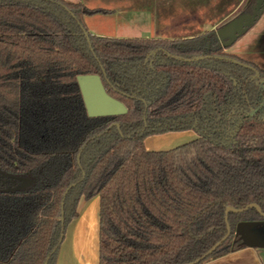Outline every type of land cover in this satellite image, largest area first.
Masks as SVG:
<instances>
[{"label": "trees", "instance_id": "1", "mask_svg": "<svg viewBox=\"0 0 264 264\" xmlns=\"http://www.w3.org/2000/svg\"><path fill=\"white\" fill-rule=\"evenodd\" d=\"M252 0L244 12H252ZM66 0H0V264H56L82 199L99 196V264H195L246 245L264 222V68L191 38L92 34ZM89 35V39L86 37ZM156 50L155 56L150 55ZM204 57L185 61L175 58ZM79 74H100L123 115L90 117ZM193 131L168 149L145 140ZM26 180L29 185L19 188ZM62 212L64 222L62 221ZM62 239V241H61Z\"/></svg>", "mask_w": 264, "mask_h": 264}, {"label": "crops", "instance_id": "2", "mask_svg": "<svg viewBox=\"0 0 264 264\" xmlns=\"http://www.w3.org/2000/svg\"><path fill=\"white\" fill-rule=\"evenodd\" d=\"M251 1L111 0V7H99L111 11L106 14L99 13L101 17L113 15L117 17L111 31L110 28L108 29L109 26L104 23L100 26L99 32L90 31L87 19L97 14L86 15L84 21L92 34L102 36L191 38L210 30L217 32L219 28L244 13ZM235 45L236 43L228 47L226 51L236 54L237 51L241 50V47ZM196 136L193 131L167 133L148 137L145 140V145L150 150L168 149L186 143ZM99 210V196L81 200L78 216L66 228L56 264H99ZM91 222L95 225V233L93 244L90 245L88 226ZM252 232L264 236V222L255 225ZM205 264H264V248L246 245Z\"/></svg>", "mask_w": 264, "mask_h": 264}, {"label": "water", "instance_id": "3", "mask_svg": "<svg viewBox=\"0 0 264 264\" xmlns=\"http://www.w3.org/2000/svg\"><path fill=\"white\" fill-rule=\"evenodd\" d=\"M264 12V0H256V4L254 6V10L252 12H244L232 19L230 22L222 26L217 30V35L221 41V44L228 48L232 46L237 39L242 36L247 30L252 27L257 20L261 17ZM86 37L89 39L88 33H86ZM157 53L156 50L151 51L147 58L152 55L155 56ZM177 59L185 60V61H194L201 60L204 57L210 56H196L194 58H183L179 56H174ZM220 59L228 60L234 62L236 64L252 68L254 70V75L252 79H258V81L264 86V77L260 76L259 70L256 68L234 58L230 57H219ZM77 81L79 84V88L81 90V94L85 103V107L87 113L90 117H101V116H112V115H123L128 112L127 106L121 100L115 98L111 94L108 93L106 87L104 85L103 79L100 74H79L77 76ZM264 104H261L258 108L251 109L246 113L247 116H253L256 111H258ZM31 183L30 180H26L24 184L20 185L19 188H23L26 185ZM250 208H256L258 212L264 216V212L262 208L256 203H250L242 208H234L232 206H228L226 208V219H228V214L230 212L241 213ZM62 221L64 222L63 212H62ZM260 224L257 222L251 223H240L237 226L236 234L240 235L243 243L249 247H258L264 248V236L257 232H251L252 228L255 225ZM65 233L62 234V238ZM231 235V227L230 224L227 223V233L225 236L217 242L205 255H203L196 262H191L188 264H195L200 260L204 259L206 256L210 255L216 248H218L229 236ZM260 236V238L256 237ZM62 241V239H61ZM48 264V260L45 262Z\"/></svg>", "mask_w": 264, "mask_h": 264}, {"label": "rangeland", "instance_id": "4", "mask_svg": "<svg viewBox=\"0 0 264 264\" xmlns=\"http://www.w3.org/2000/svg\"><path fill=\"white\" fill-rule=\"evenodd\" d=\"M66 1L82 2L88 7H95V8L111 7V3H112L111 0H66ZM100 14L91 16L90 18L87 19L89 29H91L90 31L99 32L100 26L103 25V23L105 25H108L109 26L108 29L110 28V31H111L113 29V25L116 23L117 17L113 15V16L103 18L101 17ZM235 43H236L235 46L241 47V50L236 52V55L238 57H240L241 59L250 61V62H254L258 64L259 67L264 68V13L257 20V22L247 30L246 33H244L242 36H240L237 39ZM94 227L95 225H93L92 222L89 223V226H88L89 244L90 243L93 244L92 241H93V237L95 233ZM256 237L260 238V236H256ZM98 244H99V241H98Z\"/></svg>", "mask_w": 264, "mask_h": 264}, {"label": "bare ground", "instance_id": "5", "mask_svg": "<svg viewBox=\"0 0 264 264\" xmlns=\"http://www.w3.org/2000/svg\"><path fill=\"white\" fill-rule=\"evenodd\" d=\"M91 227V226H90ZM95 228V227H94ZM94 230V229H93ZM94 232V231H93ZM91 244V243H90Z\"/></svg>", "mask_w": 264, "mask_h": 264}, {"label": "flooded vegetation", "instance_id": "6", "mask_svg": "<svg viewBox=\"0 0 264 264\" xmlns=\"http://www.w3.org/2000/svg\"><path fill=\"white\" fill-rule=\"evenodd\" d=\"M251 109H253V108H251ZM257 112V111H256ZM261 223H263V222H261Z\"/></svg>", "mask_w": 264, "mask_h": 264}]
</instances>
